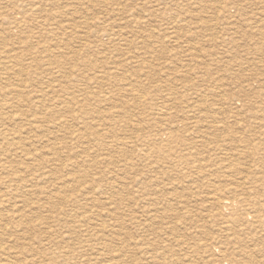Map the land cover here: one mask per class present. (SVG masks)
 Instances as JSON below:
<instances>
[{
	"label": "rangeland",
	"instance_id": "rangeland-1",
	"mask_svg": "<svg viewBox=\"0 0 264 264\" xmlns=\"http://www.w3.org/2000/svg\"><path fill=\"white\" fill-rule=\"evenodd\" d=\"M60 1L0 0V70L4 64L15 67L14 73L1 70L0 88H7L6 92L12 93L11 99L21 102L19 108L4 113L22 120L20 126L8 122L6 127L8 130L21 128L22 133L28 132L23 133L21 142L35 154L34 157L11 156L8 161H11L9 163L14 170L2 175L7 185L0 186V201L4 203L0 204V209H3L0 210V264H164V260L169 262L165 264H206L204 257L207 254L203 251L194 248L181 250L176 243L172 246L173 253L160 254V245H167V236L160 240L156 251L139 249L143 245L152 247L156 233L173 223L181 232L177 236L179 240L182 238L180 241L204 244L205 250L217 254L214 264H231L233 260L229 258H218L219 251L233 241L234 235L225 224L228 219L221 218L217 210L210 207L214 189L206 188L213 184L227 186L230 191L244 194L248 203L260 205V219L244 234L251 232L258 235L261 238L260 249L264 250V92H258L264 90V0ZM31 6L39 10L33 11L35 7ZM23 16H26V23H21L20 31L15 21ZM111 21L115 24L119 22L117 25L120 28ZM55 23L79 26L74 32L70 29L63 32L52 26ZM51 29H55L58 36L50 34ZM61 38L65 41L60 48H56L58 43L55 39ZM45 48L51 49V54L62 62L61 69L52 63H44L47 64L45 66L40 62L32 64L29 60L31 54L36 58L50 57ZM84 49L88 51L84 60L90 63L87 68L81 65V61H75L77 56L72 55ZM113 55L115 57L111 59ZM182 72L184 74L180 75ZM77 75L78 79H71ZM137 79L142 86H135L134 96L142 95V100L133 99L128 95L132 93L126 91L131 87L129 84ZM190 85L198 87V91ZM208 86H212L211 89ZM217 86L221 90L209 91ZM172 92L182 101L175 102V107L170 102L172 109L166 111L164 99ZM187 96L190 97L188 102L184 100ZM105 97L109 98L108 102L103 99ZM231 101L238 102L234 105ZM165 112L173 115L171 122L184 121L191 127L190 136L183 134V137L195 143L199 139L194 132L203 129L202 126L196 128L195 124L215 120V124L223 125L225 122L232 128H220L222 132L216 133L215 139H205L209 142V151L192 153L194 164H182L172 169L171 163L163 160L164 154L158 151L151 161L144 159L146 146L151 141L152 144L156 140L165 141V124L169 120V115L162 117ZM58 117L67 120V125L58 127L53 123V119ZM34 118L42 122H33ZM248 126L255 127L256 131L260 129L259 137H255ZM231 137H247L260 149L257 153L244 151L243 144ZM33 139L36 144L31 148L29 145ZM125 141L135 144L122 145ZM51 149H55V154ZM228 155L233 156L232 159ZM14 171L17 177L13 175ZM171 176L185 179L171 186ZM63 181L67 182L64 184ZM188 183L193 187L189 188ZM41 191H45L44 195ZM57 193H61L59 197H56ZM156 199L160 203L169 199L170 207L175 211ZM12 210L14 214L9 215ZM152 212L154 216H151ZM172 212L176 215L173 216ZM162 213H165L166 220H162ZM12 220L18 228L14 229ZM243 229L238 227L237 230ZM243 238L248 241L247 235ZM170 240L173 241V238L170 237ZM256 258L257 262H248V258L242 260L248 264H264V251H260ZM237 260L240 261L239 258Z\"/></svg>",
	"mask_w": 264,
	"mask_h": 264
},
{
	"label": "bare ground",
	"instance_id": "bare-ground-1",
	"mask_svg": "<svg viewBox=\"0 0 264 264\" xmlns=\"http://www.w3.org/2000/svg\"><path fill=\"white\" fill-rule=\"evenodd\" d=\"M15 1V0H14ZM17 1V0H16ZM36 1V0H35ZM60 1V0H59ZM81 1V0H80ZM39 2V1H38ZM51 2V1H50ZM57 2V1H56ZM61 2V1H60ZM106 2V1H105ZM62 3H63V1H62ZM61 3V4H62ZM132 3V2H131ZM196 4V3H195ZM79 5V4H78ZM77 5V6H78ZM73 6V5H72ZM75 6V5H74ZM183 6V5H182ZM186 6V5H185ZM32 7V6H31ZM35 6H33L32 8H34ZM59 7H60V5H59ZM8 8H10V7H8ZM22 8V7H21ZM28 8V7H27ZM55 8H57V7H55ZM36 10H39L37 7H35V9H33V11H36ZM42 10V9H41ZM133 10V9H132ZM121 12L123 11V10H120ZM130 11V10H129ZM162 11V10H161ZM167 11V10H166ZM42 12V11H41ZM115 12H116V10H115ZM33 13V12H32ZM39 13V12H38ZM49 13V12H48ZM65 13V12H64ZM70 13H72V12H70ZM13 14V13H12ZM46 14V13H45ZM50 14V13H49ZM68 14V13H67ZM113 15H114V13H112ZM131 15H132V11H131ZM19 16V15H18ZM47 16V15H46ZM54 16H55V14H54ZM165 16V15H164ZM188 16V15H187ZM21 17V16H20ZM53 17V16H52ZM116 17V16H115ZM118 17H120V16H118ZM130 17V16H129ZM48 18V17H47ZM113 18V17H112ZM130 18H132V17H130ZM34 19V18H33ZM36 19V18H35ZM114 19V21H115V18H113ZM180 19V18H179ZM41 20V19H40ZM109 20V19H108ZM110 20H112V19H110ZM181 20V19H180ZM117 21V20H116ZM120 21V20H119ZM122 21H124V20H122ZM121 21V22H122ZM135 21H137V20H135ZM183 21V20H182ZM15 22H17L16 23V25H17V28H18V30H20V31H22L21 30V28H22V26H21V23H26V16H23L21 19H19L18 21H15ZM112 22V21H111ZM110 22V23H111ZM127 22V21H126ZM125 22V23H126ZM138 22V21H137ZM136 22V23H137ZM176 22V21H175ZM6 23H8V22H6ZM35 23V22H34ZM38 23V22H37ZM93 23V22H92ZM101 23V22H100ZM112 23H114L113 25H117L119 22H117V24H115V22H112ZM123 23V22H122ZM122 23H121V25H122ZM124 23V24H125ZM134 23V22H133ZM168 24H169V22H167ZM1 24V23H0ZM39 24V23H38ZM42 24V23H41ZM82 24V23H81ZM95 24V23H94ZM93 24V25H94ZM5 25V24H4ZM11 25V24H10ZM83 25V24H82ZM81 25V26H82ZM96 25V24H95ZM119 25V24H118ZM117 25V26H118ZM134 25H135V23H134ZM178 25V24H177ZM1 26V25H0ZM39 26V25H38ZM52 26L53 27H55L56 28V30H59V31H63V32H66L67 30H71V31H75V29L79 26V25H77V26H75V25H71V26H60L59 24H52ZM51 26V27H52ZM109 26V25H108ZM126 26H127V24H126ZM132 26V25H131ZM130 25H129V27H131ZM197 26V25H196ZM26 27H27V25H26ZM31 27V26H30ZM47 27V26H46ZM119 27V26H118ZM122 27V26H121ZM128 27V28H129ZM176 27V26H175ZM178 27V26H177ZM45 28V27H44ZM106 28H108L107 26H106ZM105 28V29H106ZM120 28V27H119ZM203 28V27H202ZM7 29V28H6ZM5 29V30H6ZM24 29V28H23ZM26 29V28H25ZM28 29V28H27ZM84 29V28H83ZM131 29V28H130ZM136 29H138L137 27H136ZM12 30V29H11ZM55 29H51V31H50V34H52L53 36H58V34H57V31H56ZM87 30V29H86ZM104 30V29H103ZM110 30V29H109ZM112 30V29H111ZM116 30V29H115ZM114 30V31H115ZM118 30V29H117ZM116 30V31H117ZM120 30V29H119ZM121 30H122V28H121ZM14 31V30H13ZM41 31H43V30H41ZM12 32V31H11ZM24 32V31H23ZM29 32H31L30 30H29ZM102 32V31H101ZM104 33H105V30L103 31ZM108 31H106V33H107ZM112 32V31H111ZM43 33H45L44 31H43ZM94 33V32H93ZM97 33H98V31H97ZM116 33V32H115ZM119 33H122L121 31L119 32ZM134 33H135V31H134ZM16 34V33H15ZM19 34V33H18ZM47 34V33H46ZM70 34V33H69ZM89 34V33H88ZM95 34V33H94ZM170 34H172V33H170ZM20 35V34H19ZM25 35V34H24ZM44 35V34H43ZM76 35V34H75ZM91 35H93V34H91ZM99 35V34H98ZM106 35V34H105ZM112 35V34H111ZM127 35V34H126ZM5 36V35H4ZM89 36V35H88ZM123 36V35H122ZM124 36H125V33H124ZM123 36V37H124ZM196 36V35H195ZM60 37V36H59ZM65 37V36H64ZM91 37H93V36H91ZM96 37V36H95ZM98 37V36H97ZM97 37H96V39H97ZM126 37V36H125ZM18 38V37H17ZM99 38V37H98ZM107 38V37H106ZM105 38V39H106ZM144 38V37H143ZM197 38V37H196ZM63 38H61V39H55V41L58 43V44H56V46H58V47H56V48H60V44H62L65 40H62ZM93 39V38H92ZM95 39V40H96ZM172 39V38H171ZM175 39V38H174ZM193 38H191V40H192ZM33 40V39H32ZM36 40V39H35ZM99 40H100V38H99ZM107 40V39H106ZM137 40H139V39H137ZM136 40V41H137ZM37 41V40H36ZM86 41V40H85ZM98 41V40H97ZM103 41V40H102ZM113 41V40H112ZM111 41V42H112ZM115 41V40H114ZM147 41V40H146ZM177 41V40H176ZM100 42V41H99ZM175 42V41H174ZM178 42V41H177ZM227 42V41H226ZM115 43V42H114ZM118 43V42H117ZM119 43H120V41H119ZM122 43H124V42H122ZM4 46V45H3ZM2 46V47H3ZM50 46V45H49ZM55 46V45H54ZM105 46V45H104ZM119 46V45H118ZM1 47V46H0ZM52 47V46H51ZM50 47V48H51ZM88 47V46H87ZM116 47V46H115ZM122 47V46H121ZM53 48V47H52ZM117 48V47H116ZM116 48H114V49H116ZM120 48V47H119ZM88 49H89V47H88ZM91 49V48H90ZM105 49V48H104ZM50 50L51 49H49V48H45V52H46V54H48V52L51 54V52H50ZM120 50H121V48H120ZM0 51H2V50H0ZM90 51V50H89ZM104 51V50H103ZM113 51V50H112ZM122 51V50H121ZM153 51V50H152ZM228 51V50H227ZM87 50L86 49H84V50H81V51H79V52H77V53H72V55H75V56H77V59H75V61H81V65H83L84 66V68H87V64L89 63V62H87V61H85L84 60V58L86 57V55H87ZM113 52H115V51H113ZM151 52V51H150ZM149 52V53H150ZM155 52V51H154ZM256 52H258V51H256ZM109 53H110V51H109ZM116 53V52H115ZM115 53H114V55H115ZM42 55L44 54V52L43 53H41ZM45 54V56H47ZM65 54V53H64ZM64 54H61V55H64ZM84 54H86V55H84ZM113 54V53H112ZM120 54H122V53H120ZM27 55H29V54H27ZM102 55H103V53H102ZM113 55V57L111 58V56H110V58L111 59H114V56ZM123 55V54H122ZM260 55H261V53H260ZM19 56V55H18ZM118 56V55H117ZM116 56V58H118ZM139 57H142V56H140V55H138ZM29 60L32 62V64H35L36 62H40V64L43 66V64L44 63H47V64H53V65H55L56 67H59L60 69H61V67H62V62L61 61H59L58 60V58H56V55H50V57L49 58H36L33 54H31V55H29ZM121 57V56H120ZM119 57V58H120ZM128 57V56H127ZM131 57V56H130ZM130 57H128V58H130ZM18 57H16L15 59H17ZM103 58V57H102ZM104 58H105V56H104ZM109 58V59H110ZM127 58V59H128ZM233 58V57H232ZM3 59V58H2ZM5 59V58H4ZM110 59V60H111ZM123 59H125V58H123ZM135 59V58H134ZM134 59H132L133 61H134ZM2 61V60H1ZM20 61V60H19ZM18 61V62H19ZM27 61V60H26ZM138 61H136L135 63H137ZM141 62V61H140ZM139 63V62H138ZM137 63V64H138ZM13 64V63H12ZM47 64H44V66L45 65H47ZM90 64V63H89ZM88 64V65H89ZM114 65V64H113ZM142 65V64H141ZM168 65V64H167ZM35 66V65H34ZM90 66V65H89ZM144 66H148V65H144ZM39 67V66H38ZM169 67V66H168ZM168 67H165V68H168ZM18 68V67H17ZM33 68V67H32ZM142 68H144V67H142ZM127 69V68H126ZM1 70H4V72H6V73H9L10 71H12L13 73L15 72V67H10V66H8V65H6V64H4V66L3 67H1ZM1 70H0V72H1ZM22 71H26V69H21ZM144 70V69H143ZM149 70V69H148ZM51 71V70H50ZM49 71V72H50ZM147 71V70H146ZM118 72V71H117ZM137 72V71H136ZM6 73H5V76H6ZM141 73H142V71H141ZM2 74V73H1ZM41 74H43V72L42 73H40V76H41ZM116 74V73H115ZM115 74H113V75H115ZM143 74V73H142ZM145 74V73H144ZM147 74V73H146ZM145 74V76H147ZM182 74H184L183 72L180 74V75H182ZM3 75H4V73H3ZM117 75H119V74H117ZM121 75H124L123 73L121 74ZM120 75V76H121ZM168 75V74H167ZM187 75V74H186ZM9 76V75H8ZM78 76L79 75H77L75 78H71V79H78ZM116 76V75H115ZM125 76V75H124ZM138 76V75H137ZM117 77V76H116ZM143 77V76H142ZM179 77V76H178ZM229 77V76H228ZM129 78V77H128ZM131 78V77H130ZM7 79V78H6ZM36 79V78H35ZM80 79V78H79ZM111 80V79H110ZM110 80H109V83H110ZM115 80V79H114ZM138 80V79H137ZM135 81L134 80V82H131L129 85H131V87L129 88V89H126V91L129 93H132V94H128L129 96H131L133 99H135L136 97L134 96V94H135V86L138 84V86L140 87V86H142V84H141V82H139V80L138 81ZM195 80V79H194ZM2 81V80H1ZM74 81V80H73ZM72 81V82H73ZM89 81H90V79H89ZM91 81H93V80H91ZM90 81V82H91ZM169 81V80H168ZM75 82V81H74ZM86 82V81H85ZM201 82V81H200ZM112 83V82H111ZM134 83V84H133ZM144 83V82H143ZM254 83V82H253ZM253 83H252V85H253ZM260 83H261V80H260V82H258V85L260 86ZM1 84V83H0ZM4 84V83H3ZM99 84V83H98ZM118 84V83H117ZM116 84V85H117ZM29 85V84H28ZM4 86V85H3ZM89 86V85H88ZM110 86H111V84H110ZM121 86V85H120ZM119 86V87H120ZM126 86V85H125ZM125 86H123V87H125ZM145 86V85H144ZM171 86V85H170ZM178 86V85H177ZM192 88H194L195 89V91H198V90H196V88H198V87H195V86H192V85H190ZM87 87V86H86ZM118 87V86H117ZM122 87V86H121ZM158 87V86H157ZM180 87V86H179ZM210 87H212V86H208L207 88H210ZM241 87V86H240ZM248 87V86H247ZM32 88V87H31ZM159 88V87H158ZM168 88V87H167ZM30 89V88H29ZM118 89V88H117ZM120 89V88H119ZM211 89V88H210ZM6 90H7V88H6ZM6 90H5V88H0V142H2V143H0V186H6L7 185V182H3V176L2 175H5V173H7V172H9L10 170H12L13 169V166L12 165H10V163L9 162H11V161H8V160H10V158H11V156H17V155H21V156H26V157H34L35 156V154L34 153H32L31 151H29L28 149H27V147L25 146V144H23L22 142H21V139H22V135H23V133H28V132H21L22 131V129L20 128H18L19 130H8V128L6 127V123H8V122H11L12 124H14V126H20L21 125V119H20V117H18V116H7L5 113H4V111H13L14 109H17V108H19L20 106H21V102H14L13 101V99H11V97H10V95H12V93H7L6 92ZM110 90V89H109ZM113 90V89H112ZM216 90H221L218 86L217 87H214V88H212V90H209V91H211V92H215ZM247 90V89H246ZM119 91V90H118ZM137 91V90H136ZM159 91V90H158ZM240 91H243V89L242 88H240ZM16 92V91H15ZM244 92V91H243ZM258 92H264V90H259ZM14 93V92H13ZM82 93V92H81ZM159 93V92H158ZM164 93H165V91H164ZM195 93V92H194ZM197 93V92H196ZM221 93V92H220ZM15 94V93H14ZM48 94V93H47ZM172 94V95H171ZM102 95V94H101ZM119 95V94H118ZM207 95V94H206ZM218 95V94H217ZM220 96L222 95V94H219ZM86 96V95H85ZM112 95H110V97H111ZM125 97H126V95H124ZM199 96V95H198ZM201 96V95H200ZM208 96H209V94H208ZM215 96V95H214ZM224 96V95H223ZM222 96V97H223ZM262 96H264V93H263V95ZM135 97V98H134ZM166 97V96H165ZM193 97V96H192ZM204 97V96H203ZM202 97V98H203ZM221 97V98H222ZM117 98V97H116ZM122 98V97H121ZM120 97H119V99H121ZM129 98V97H128ZM137 98H139L140 100H142V98H144L142 95H138V97ZM136 98V99H137ZM201 98V97H200ZM201 98V99H202ZM220 98V99H221ZM261 98H263V97H261ZM104 100H106V102H108L107 100H109V98L108 97H105V98H103ZM111 99V98H110ZM118 99V100H119ZM190 99V97L189 96H187L186 97V99H184L185 101H190L189 100ZM210 99V98H209ZM30 100V99H29ZM124 100V99H123ZM138 100V99H137ZM203 100V99H202ZM205 100V99H204ZM207 100V99H206ZM248 100V99H247ZM1 101H3V103L1 104ZM103 101V100H102ZM126 101H128L127 99H126ZM144 101V103H146V100L144 99L143 100ZM161 101V100H160ZM177 101H182V100H180V97L178 98L175 94H174V92H172V93H169L168 94V97L166 98V99H164V102H166V104H165V108H166V111H169L170 109H172V106L171 105H169V103L170 102H172L173 103V107H175V102H177ZM92 102H93V100H92ZM231 102H234V101H231ZM236 102V101H235ZM235 102H234V105H235ZM238 102V101H237ZM236 102V103H237ZM245 102V101H244ZM40 103V102H39ZM85 103H82V105H84ZM241 104V103H240ZM247 105H248V103H246ZM253 104V103H252ZM255 104V103H254ZM121 105V104H120ZM246 105V106H247ZM249 105H251V104H249ZM89 106V105H88ZM133 106V105H132ZM245 106V107H246ZM252 106H254V105H252ZM251 106V107H252ZM41 107V106H40ZM125 107V106H124ZM134 107V106H133ZM250 107V108H251ZM87 108H89V107H87ZM169 108V109H168ZM257 108V107H256ZM198 109H199V107H198ZM244 109V108H243ZM246 109V108H245ZM262 109V108H261ZM160 110V109H159ZM187 110H189V109H187ZM247 110V109H246ZM89 111V110H88ZM87 111V112H88ZM163 111V110H162ZM208 111V110H207ZM251 112V111H250ZM86 113V112H85ZM131 113V112H130ZM129 113V114H130ZM143 113V112H142ZM178 113V112H177ZM177 113H175L174 114V117L177 115ZM81 114V113H80ZM147 114V113H146ZM257 114V113H256ZM47 115H52V113L51 114H47ZM113 114H111V116H112ZM155 115V114H154ZM167 115H169V120H168V122L165 124V129H166V131H165V134L163 135V136H165L166 135V137H164L165 138V141H159V142H157V140L156 141H154V144H152V141L148 144V146H146L147 147V150H145V152H146V154L144 155V159L145 160H150L151 161V159L152 158H155V156H156V154H157V151L159 152V153H161V154H164V158H163V160H165L166 162H170L171 163V168L172 169H177L179 166H181L182 164H184L185 166H187V165H191V164H194L195 163V161H193L192 162V160H193V154L192 153H205V152H208L209 151V149H207V146H208V143L207 142H205V139H208V138H210V139H215L216 138V133H218V132H222L221 130H219L220 128H223V129H231L232 128V126H230L229 124H227V123H223V125H219V124H215L214 122H216L215 120H213V121H210V122H203V123H198V124H195L194 126L197 128L198 126H202V130L200 129L198 132H194L195 134H197L196 135V137L199 139V141H197V143H195L194 141L192 142V141H189V139H186V138H184L183 137V134L186 136V137H188V136H190V134H191V127L187 124V123H185L184 121H180V122H177V121H174V122H171V118H172V116L173 115H171L170 113H167V112H165L164 114H162V117L163 116H167ZM182 115H184V114H182ZM186 115V114H185ZM195 115V114H194ZM243 115H244V113H243ZM264 115V114H263ZM82 116V115H81ZM118 116V115H117ZM141 116V115H140ZM143 116V115H142ZM157 116V115H156ZM122 117V115L120 116V118ZM160 117V116H159ZM206 117V116H205ZM118 118V117H117ZM195 118H196V115H195ZM237 118V117H236ZM76 119V118H75ZM54 121H53V123H55L56 125H58V127H63V126H66L67 125V120H64V119H59V117L58 118H54L53 119ZM189 119H187L186 121H188ZM192 120V119H191ZM196 120V119H195ZM208 120V119H207ZM255 120H257V119H255ZM190 121V120H189ZM198 121V120H197ZM33 122H42V120H40L39 118H34V120H33ZM171 122V123H170ZM190 122H193V121H190ZM240 122V121H239ZM251 123V122H250ZM253 123H255V122H253ZM260 122H258V124H259ZM69 124V123H68ZM136 125H137V123H135ZM203 124V125H202ZM244 124H246V123H244ZM243 124V125H244ZM257 124V123H256ZM8 125V124H7ZM133 125V124H132ZM141 125V124H140ZM126 126V125H125ZM138 126V125H137ZM141 127V126H140ZM146 127V126H145ZM163 127V126H162ZM249 128H250V130L252 129V132L254 133V136L255 137H259V135H260V129H257V130H259V131H256V128L254 127V128H252V127H250V126H248ZM247 127V128H248ZM10 128V127H9ZM13 128V127H12ZM142 128V127H141ZM143 128H144V126H143ZM39 128H36V130H38ZM65 129V128H64ZM116 129V128H115ZM50 130V129H49ZM131 130V129H130ZM132 130H133V128H132ZM135 130V129H134ZM113 131V130H112ZM148 131V130H147ZM231 131V130H230ZM247 131V130H246ZM21 132V134H18V133H20ZM113 132H115V131H113ZM145 132V131H144ZM251 132V131H250ZM107 133V132H106ZM157 133V132H156ZM111 134V133H110ZM112 134H114V133H112ZM229 134V133H228ZM234 134V133H233ZM232 134V135H233ZM152 135H154V134H152ZM159 135V134H158ZM230 136H231V134H229ZM263 135V134H262ZM87 136H89V135H87ZM91 136V135H90ZM157 136V135H156ZM84 137H86V136H84ZM84 137H83V139H84ZM108 137H110V136H108ZM107 137V138H108ZM118 137H120V136H118ZM159 137H160V135H159ZM92 138V137H91ZM106 137H105V139H107ZM111 138V137H110ZM109 138V139H110ZM232 138V137H231ZM234 138V139H233ZM232 139L234 140V141H237L238 140V142H241L242 144H243V147L245 148V150L244 151H247V152H251V153H257V151L260 149L258 146H255V145H253V143H250L252 140H250V139H248L247 137H244L243 139H236V137H233ZM80 139V138H79ZM78 139V140H79ZM86 139V138H85ZM94 139V138H93ZM256 139V138H255ZM74 140H76V139H74ZM82 140V139H81ZM104 140V139H103ZM231 140V139H230ZM100 141H102V140H100ZM36 141L33 139V141H31V143H30V147L31 148H34L35 147V143ZM81 142V141H80ZM99 142V141H98ZM107 142V141H106ZM118 142V141H117ZM121 142V141H120ZM119 142V143H120ZM137 143H138V140L136 141ZM35 143V144H34ZM99 143H101V142H99ZM108 144V143H107ZM110 144V143H109ZM116 144V143H115ZM121 144V143H120ZM131 145V144H135V143H133L132 141H125V142H123L122 143V145H125V146H127V145ZM235 144H237V143H235ZM240 144V143H239ZM98 145V144H97ZM103 145V144H102ZM114 145V144H113ZM132 146V145H131ZM209 146H211V145H209ZM37 147V146H36ZM97 148V147H96ZM106 148V147H105ZM99 149H101V148H99ZM122 149V148H121ZM144 149V148H143ZM207 149V150H206ZM103 150H104V148H103ZM141 150V149H140ZM217 150V149H216ZM220 150H222V152H223V149L221 148ZM234 150H235V148H234ZM51 151L55 154V149H51ZM213 151V150H212ZM218 151V150H217ZM243 151V153H245ZM105 152V151H104ZM110 152V151H109ZM108 152V153H109ZM225 152V151H224ZM98 153V152H97ZM219 154V153H218ZM227 154V153H226ZM230 154V153H229ZM238 154V153H237ZM236 154V155H237ZM88 155V154H87ZM104 155V154H103ZM220 155V154H219ZM257 155V154H256ZM107 156V155H106ZM229 156V155H228ZM231 156V155H230ZM229 156V158H231L232 159V157L233 156H231L230 157ZM259 156V155H258ZM138 157V156H137ZM224 157V156H223ZM227 157V156H226ZM139 159H140V157H138ZM3 160H6V162H4V163H2V161ZM14 160V159H13ZM19 160H20V158H19ZM28 160V159H27ZM261 160H263V159H261ZM99 161V160H98ZM106 161V160H105ZM16 162V161H15ZM144 162V161H143ZM203 162V161H202ZM159 163V162H158ZM157 163V164H158ZM204 163V162H203ZM106 164V163H105ZM144 164V163H143ZM218 164V163H217ZM216 164V165H217ZM206 165V164H205ZM220 165V164H219ZM23 165H21V167H22ZM168 166V165H167ZM166 166V167H167ZM204 166V165H203ZM214 166V165H213ZM23 167H25V166H23ZM128 167V166H127ZM130 167H131V165H130ZM237 167V166H236ZM16 168H17V166H16ZM26 169H28V168H26ZM120 169V168H119ZM159 169V168H158ZM170 169V168H169ZM168 169V170H169ZM217 169V168H216ZM14 170V169H13ZM192 170V169H191ZM195 170V169H194ZM165 171V170H164ZM163 171V172H164ZM233 171V170H232ZM26 172H29V170H26ZM121 172V171H120ZM128 172V171H127ZM203 172V171H202ZM234 172V171H233ZM16 173V171H14L13 172V175L15 176V177H17L18 176V174H15ZM20 173V172H19ZM22 173H25V172H22ZM38 173V172H37ZM122 173V172H121ZM125 173V172H124ZM196 173V172H195ZM120 174V173H119ZM131 174V173H130ZM20 175V174H19ZM132 175V174H131ZM156 175V174H155ZM185 175V174H184ZM213 175V174H212ZM220 175H222V174H220ZM149 176V175H148ZM154 176V175H153ZM156 176H158V175H156ZM227 176H229V175H227ZM6 177V176H5ZM118 177V176H117ZM116 177V178H117ZM124 177V176H123ZM122 177V178H123ZM134 177H135V175H134ZM144 177V176H143ZM172 177V178H171ZM170 177V185L171 186H174V185H176V182L177 181H180V182H183V180L185 179V178H183V177H173V176H171ZM198 177H199V175H198ZM224 177V176H223ZM21 178V177H20ZM37 178H38V176H37ZM40 178V177H39ZM62 178V177H61ZM133 178V177H132ZM151 178V177H150ZM157 178V177H156ZM159 178L160 177H158V180H159ZM24 179V178H23ZM33 179V178H32ZM118 180H119V178H117ZM139 179V178H138ZM244 179H245V177H244ZM35 180V179H34ZM117 180V181H118ZM123 180V179H122ZM155 180V179H154ZM154 180H152V181H154ZM116 181V180H115ZM141 181V180H140ZM144 181V180H143ZM151 180H149V182H150ZM207 181V180H206ZM209 181H211V180H209ZM214 181V180H213ZM248 181V180H247ZM259 181V180H258ZM64 182V181H63ZM65 182H67V181H65ZM65 182H64V184H65ZM123 183H124V181H122ZM139 182V181H138ZM164 182V181H163ZM70 183V182H69ZM203 183H205V182H203ZM208 182H206V184H207ZM212 183V182H211ZM214 183V182H213ZM58 184V183H57ZM143 184V183H142ZM161 184V183H160ZM209 184V183H208ZM216 184V183H215ZM19 185V184H18ZM155 185V184H154ZM163 185V184H162ZM162 185H161V187H162ZM219 185V184H218ZM158 186V185H157ZM187 186L190 188V187H193L191 184H187ZM58 187V186H57ZM56 187V188H57ZM61 187V186H60ZM71 187V186H70ZM116 187V186H115ZM119 187H122V185L121 186H119ZM167 187V186H166ZM194 187H196V188H199V187H197V186H194ZM208 187V186H207ZM13 188V187H12ZM35 188H37V187H35ZM100 188V187H99ZM133 189L135 188V187H132ZM201 188H202V186H201ZM209 188H212V189H214V190H212V199H211V201H210V207L211 208H213L214 210H217V212H218V216H220L221 218H223V219H228V223H225L226 225H228L229 227H230V231H231V235H234V238L232 239L233 241L232 242H229L228 244H225V247H224V250L223 251H219V254H218V258H220L221 257V259H223V258H229V259H231V260H233V261H230L231 262V264H248V262H257V258H256V255H260V251H264L263 249H260V237H258V235H256V234H253V233H251V232H248L247 234H244L245 232H247V231H250L251 229H249V228H251L254 224L253 223H255V221L257 220V219H260V205H257V204H250V203H248V198H246V197H243V195L244 194H242V193H237V192H233V191H230L229 189H228V187L227 186H216V185H212V186H210V187H208V188H206V189H209ZM34 189V188H33ZM37 189H39V187L37 188ZM72 189V188H71ZM136 189H137V187H136ZM157 189V188H156ZM162 189V188H161ZM166 189V188H165ZM6 191H7V189H5ZM116 190V189H115ZM138 190V189H137ZM154 190V189H153ZM163 190V189H162ZM179 190V189H178ZM178 190H176V191H178ZM1 191H3V189H1ZM10 191H11V189H10ZM13 191V190H12ZM61 190H59V192H60ZM70 191H72V190H70ZM86 191H88V190H86ZM132 191V190H131ZM139 191H140V189H139ZM142 191V190H141ZM169 191V190H168ZM238 191V190H237ZM26 192V191H25ZM44 192L45 191H41V195H44ZM54 192V191H53ZM57 192V191H56ZM85 192V191H84ZM157 192V191H156ZM159 192V191H158ZM162 192V191H161ZM172 192H173V190H172ZM208 192V191H207ZM1 193V192H0ZM36 193V192H35ZM43 193V194H42ZM118 194H119V192H117ZM264 193V192H263ZM21 194V193H20ZM32 194V193H31ZM60 194L61 193H57L56 194V197H59L60 196ZM160 194V193H159ZM238 194V195H237ZM35 195V194H34ZM86 195V194H85ZM156 195V194H155ZM254 195V194H253ZM13 196V195H12ZM23 196V195H22ZM66 196V195H65ZM82 196V195H81ZM87 196V195H86ZM110 196H111V194H110ZM249 196H251L250 194H249ZM10 197V196H9ZM13 197H15V196H13ZM28 197V196H27ZM45 197H47V194H46V196ZM79 197V196H78ZM178 197V196H177ZM55 198V197H54ZM109 198V197H108ZM172 198V197H171ZM252 198V197H251ZM5 198H2V200H4ZM20 199V198H19ZM22 199V198H21ZM51 199H53V198H51ZM50 199V200H51ZM66 199V198H65ZM64 199V200H65ZM153 199V198H152ZM162 199V198H161ZM174 199V198H173ZM177 199V198H176ZM253 199V198H252ZM8 200V199H7ZM10 200H12V199H10ZM49 200V199H48ZM60 200V199H59ZM138 200V199H137ZM157 201H159V199H156ZM156 200H154V201H156ZM6 201V200H5ZM36 201V200H35ZM60 201H62V199L60 200ZM67 201V200H66ZM19 202H21V201H19ZM31 202V201H30ZM73 202H74V200H73ZM75 202H76V200H75ZM161 202H162V200H161ZM172 202V201H171ZM50 203V202H49ZM67 203H68V201H67ZM88 203V202H87ZM159 203H160V201H159ZM256 203V202H255ZM0 204H1V201H0ZM52 204V203H51ZM81 204V203H80ZM86 204V203H85ZM97 204V203H96ZM110 204V203H109ZM140 204H141V202H140ZM160 204H166L167 205V208L168 209H170L171 211H175V209H172V207H170L171 205H170V200L168 199V200H164V202L163 203H160ZM1 205H4V203L3 204H1ZM5 205H6V203H5ZM20 205V204H19ZM53 206V205H52ZM145 206V205H144ZM9 207H11V206H9ZM39 207V206H38ZM65 207V206H64ZM67 207V206H66ZM71 207H72V205H71ZM75 207V206H74ZM41 208V207H40ZM46 208V207H45ZM45 208H43V209H45ZM50 208V207H49ZM49 208H47V209H49ZM51 208H53V207H51ZM58 208V207H57ZM78 208H79V206H78ZM146 208H148V207H146ZM18 209V208H17ZM20 209V208H19ZM27 209V208H26ZM43 209H42V211H43ZM56 209V208H55ZM76 209V208H75ZM81 209V208H80ZM0 210H2L3 211V209L1 208ZM8 210V209H7ZM28 210H30V208H28ZM36 210V209H35ZM73 210V209H72ZM139 210H141V209H139ZM152 210V209H151ZM2 211H0V212H2ZM16 211V210H15ZM18 211V210H17ZM33 211V210H32ZM165 211L166 212H169V211H167V209H165ZM14 212V210H12L11 212H9V215L10 214H14L13 213ZM73 212V211H72ZM135 212V211H134ZM16 213V212H15ZM20 213V212H19ZM18 213V214H19ZM27 213V211L25 212V214ZM107 213V212H106ZM142 213V212H141ZM157 213V212H156ZM159 213V212H158ZM2 214V213H1ZM5 214V213H4ZM49 214V213H48ZM71 214V213H70ZM74 214V213H73ZM76 214V213H75ZM74 214V215H75ZM80 214V213H79ZM145 214V213H144ZM172 214H173V216L174 215H176V213L175 212H172ZM65 215V214H64ZM81 215V214H80ZM79 215V216H80ZM104 215V214H103ZM110 215H111V213H110ZM133 215V214H132ZM67 216V215H66ZM71 216V215H70ZM76 216V215H75ZM151 216H154L153 215V212H152V215ZM161 218H162V220H166V216H165V213H162L161 215ZM125 217V216H124ZM132 217V216H131ZM150 217V216H149ZM176 217V216H175ZM1 218V217H0ZM10 218V217H9ZM23 218H24V216H23ZM31 218V217H30ZM114 218V217H113ZM126 218H127V216H126ZM142 218V217H141ZM153 218H155V217H153ZM218 218V217H217ZM250 218L252 219L251 221H250ZM17 219V218H16ZM81 219H82V217H81ZM88 219V218H87ZM108 220H109V218H107ZM146 219V218H145ZM6 220V219H5ZM34 220V219H33ZM36 220V219H35ZM61 220V219H60ZM136 221H138V219H135ZM159 221H160V219H158ZM211 220V219H210ZM209 220V221H210ZM15 221V220H14ZM13 220H12V223H13V225H14V229L15 228H18L19 226L14 222ZM77 221V220H76ZM79 221V220H78ZM83 221V220H82ZM87 221V220H86ZM92 221V220H91ZM106 221V220H105ZM113 221V220H112ZM168 221V220H167ZM182 221V220H181ZM180 221V222H181ZM212 221V220H211ZM10 222V221H9ZM41 222V221H40ZM80 222V221H79ZM117 222V221H116ZM147 222V221H146ZM153 222V221H152ZM257 222V221H256ZM3 223V222H2ZM7 223V222H6ZM96 223V222H95ZM94 223V224H95ZM100 223V222H99ZM107 223V222H106ZM124 223V222H123ZM148 223V222H147ZM75 224H77V223H75ZM103 224V223H102ZM111 225H113L112 223H110ZM129 224V223H128ZM133 225H134V223H133ZM167 224H165V226H166ZM264 225V224H263ZM87 226H88V224H87ZM94 226V225H93ZM100 226H102L103 227V225H100ZM121 226V225H120ZM153 226H155V225H153ZM5 227H8V226H6L5 225ZM4 227V228H5ZM34 227L35 226H33V228L32 229H34ZM47 227V226H46ZM45 227V228H46ZM140 227V226H139ZM151 227V226H150ZM238 227H244V229L243 230H239L240 232H242V233H239V231L237 230L238 229ZM260 227V226H259ZM4 228H2V229H4ZM37 228V227H36ZM56 228V227H55ZM60 228V227H59ZM62 228V227H61ZM90 228V227H89ZM110 228V227H109ZM137 228V227H136ZM31 229V228H30ZM29 229V230H30ZM31 229V230H32ZM106 229V228H105ZM123 229V228H122ZM253 229V228H252ZM35 230V229H34ZM81 230V229H80ZM112 230V229H111ZM263 231H264V229H262ZM25 231V230H24ZM42 231V230H41ZM163 231H165V233H163ZM230 231H229V233H230ZM253 231V230H252ZM3 232V231H2ZM27 232V231H26ZM43 232H44V230H43ZM58 232H59V230H58ZM145 232V231H144ZM147 232V231H146ZM178 232H180L179 231V227L177 226V224H175L174 225V223H173V225H168L166 228H162V230H159V232H157L156 234H157V237H156V239H155V241L152 243V247H144V245L143 246H139L140 248V250H150V249H152L153 251H156L158 248V246H159V243H160V240H162V239H164V236H167V245L166 246H161L160 245V250H161V253L160 254H162V255H166L167 253L166 252H168V253H173L172 252V246L174 245V243H176L177 244V247L179 248V249H181V250H184L185 248L186 249H191V248H194V249H196V250H201V251H203L205 254H207L205 257H204V263H206V264H214V263H216L217 262V260H214L215 258H216V253L215 252H213V251H210V250H205L204 248H205V246H204V244H201V245H196V244H194V243H191V244H187V243H185V242H182V241H185V240H182V241H180L178 238H177V236L179 235L178 234ZM259 231H257V233H258ZM17 233H19V231H17ZM116 233V232H115ZM181 233V232H180ZM10 234V233H9ZM35 234V233H34ZM87 234V233H86ZM120 234V233H119ZM124 234V233H123ZM151 234V233H150ZM1 236H2V234H0ZM25 235V234H24ZM28 235V234H27ZM38 235V234H37ZM97 235V234H96ZM138 235V234H137ZM144 235V234H143ZM187 235V234H186ZM244 235H247V239H248V241H246V240H244V238H243V236ZM11 236V235H10ZM30 236V235H29ZM36 236V235H35ZM34 236V237H35ZM111 236V235H110ZM250 236V237H249ZM28 237V236H27ZM33 237V238H34ZM170 237H172L173 238V241H171L170 240ZM179 237V236H178ZM264 237V236H263ZM262 237V238H263ZM68 238V237H67ZM107 238H109L108 236H107ZM246 238V237H245ZM31 239V238H30ZM12 240V239H11ZM99 240V239H98ZM216 240V239H215ZM263 241H264V239H262ZM4 241V240H3ZM67 241V240H66ZM93 241H94V239H93ZM187 241V240H186ZM21 242V241H20ZM26 242V241H25ZM25 242H23V243H21V244H24ZM117 242V241H116ZM3 243V242H2ZM13 243V242H12ZM44 243V242H43ZM88 243V242H87ZM86 243V244H87ZM117 243H119V242H117ZM121 243V242H120ZM139 243V242H138ZM251 243H252V245H251ZM1 244V243H0ZM10 244V243H9ZM96 244H97V242H96ZM105 244V243H104ZM111 244V243H110ZM113 244V243H112ZM111 244V245H112ZM105 245H107V244H105ZM116 245V244H115ZM141 245V244H140ZM207 245V248L209 249V247H208V244H206ZM121 246H122V244H121ZM133 246H135L134 244H133ZM47 247V246H46ZM105 247V246H104ZM2 248V246L0 245V249ZM12 248V247H11ZM10 248V249H11ZM113 248H115V247H113ZM117 248V247H116ZM131 248V247H130ZM220 248V247H219ZM54 249V248H53ZM121 249V248H120ZM120 249H119V251H120ZM221 249V248H220ZM7 250V249H6ZM56 250V249H55ZM78 250V249H77ZM81 250V249H80ZM83 250V249H82ZM103 250V249H102ZM164 250V251H163ZM178 250V249H177ZM34 251V250H33ZM79 251V250H78ZM124 252V251H123ZM163 252V253H162ZM85 253H86V251H85ZM98 253V252H97ZM149 253V252H148ZM166 253V254H165ZM182 253H183V251H182ZM6 254V253H5ZM82 254V253H81ZM103 254V253H102ZM145 254V253H144ZM86 255V254H85ZM125 255V254H124ZM11 256V255H10ZM49 256V255H48ZM99 256V255H98ZM170 256V255H169ZM241 256V257H240ZM8 257V256H7ZM124 257V256H123ZM137 257V256H136ZM158 257V256H157ZM162 258V257H161ZM237 258H239V260L240 261H238L237 260ZM250 259L248 262H246V261H244L245 259ZM8 259V258H7ZM33 259V258H32ZM125 259V258H124ZM136 259V258H135ZM152 259V258H151ZM164 259V258H163ZM235 259V260H234ZM242 259H244V260H242ZM74 260V259H73ZM93 260V259H92ZM105 260V259H104ZM114 260H115V258H114ZM7 261V260H6ZM5 261V262H6ZM84 261V260H83ZM97 261V260H96ZM169 261V260H168ZM188 261V260H187ZM227 261V260H226ZM164 262L165 263H169V262H167L166 260H164ZM7 263V262H6ZM14 264H15V262H13ZM107 263V262H106ZM120 263V262H119ZM133 263V262H132ZM151 263V262H150ZM164 263V264H165ZM67 264H69V263H67ZM98 264V263H97ZM127 264V263H126ZM142 264V263H141Z\"/></svg>",
	"mask_w": 264,
	"mask_h": 264
}]
</instances>
